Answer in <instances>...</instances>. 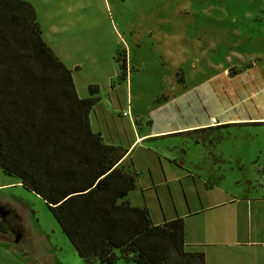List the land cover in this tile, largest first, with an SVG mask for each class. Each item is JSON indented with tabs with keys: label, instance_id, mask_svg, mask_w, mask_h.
I'll use <instances>...</instances> for the list:
<instances>
[{
	"label": "rangeland",
	"instance_id": "1",
	"mask_svg": "<svg viewBox=\"0 0 264 264\" xmlns=\"http://www.w3.org/2000/svg\"><path fill=\"white\" fill-rule=\"evenodd\" d=\"M25 1L34 9L42 40L70 70L79 98L88 96V85H96L109 101L112 83L117 95L130 91L125 105L147 114L152 101H167L171 92H186L199 82L223 104L224 115L215 120H237L181 135L168 148L174 163L164 153L133 150L126 161L138 166V177L145 176L139 182L149 188L142 196L135 189L127 198L132 205L144 204L151 221L184 212L186 188L202 177L228 188L264 185V0ZM124 55L127 87L118 85L125 79L117 75ZM106 132L115 134L110 128ZM150 163L148 175L143 165ZM17 181L0 172V200L8 205L0 206L6 211H0L1 218L10 215L16 227L17 220L27 218L29 228L36 222L43 231H53V240L62 237L71 246L41 198ZM116 264L134 263L118 258Z\"/></svg>",
	"mask_w": 264,
	"mask_h": 264
},
{
	"label": "trees",
	"instance_id": "2",
	"mask_svg": "<svg viewBox=\"0 0 264 264\" xmlns=\"http://www.w3.org/2000/svg\"><path fill=\"white\" fill-rule=\"evenodd\" d=\"M117 66L124 80L125 55ZM87 89L77 97L70 70L40 36L33 7L0 0V172L41 198L85 262L203 264L202 253L183 250L181 218L153 224L146 207L126 199L135 173L119 164L120 148L91 131L88 111L99 95L96 85Z\"/></svg>",
	"mask_w": 264,
	"mask_h": 264
},
{
	"label": "crops",
	"instance_id": "3",
	"mask_svg": "<svg viewBox=\"0 0 264 264\" xmlns=\"http://www.w3.org/2000/svg\"><path fill=\"white\" fill-rule=\"evenodd\" d=\"M128 82L129 79H125L118 85L123 83L127 87ZM115 87L117 85L112 83L109 85L110 93L107 91L106 95H113L108 98L109 101L98 97V101L88 111V123L91 131L98 133L103 143L118 147L124 153L119 164L127 172L130 166L131 171L128 173H135V186L129 193L139 189L142 196L143 191L149 188L146 184H140L139 178L145 176L142 173L138 177V166L131 160L126 161L136 147L150 151L154 156L167 154L174 163L168 148L174 147L181 135L237 121L233 118L215 120V115L223 117V104L213 95L208 96V86L199 82L194 87L191 85L193 89L186 92L181 88L171 92L167 101H152V105L148 104L147 114L137 112L130 103L125 105V99H131L130 91L129 95L123 91L117 95ZM98 106L104 115L99 114ZM219 108L221 110L217 113ZM163 110L168 113L165 114ZM108 128L116 137L107 134ZM124 135L127 136L124 138ZM150 166L151 163L143 165L148 175ZM193 166L194 169L199 168L198 164ZM186 170L187 175L192 174L188 171L191 169ZM185 191L187 207L184 212L176 213L169 219L151 222L159 224L181 218L183 250L202 253L203 264H264V185L234 184L228 188L219 183H207L202 177L199 184H189ZM168 193L171 195L170 191ZM159 196L164 198V194ZM1 205L8 206L0 200ZM136 206L146 207L144 204ZM0 221L6 223L5 229L0 231V264H79V260L84 264L64 238L61 237L60 242L53 240L49 234L53 231H43L36 222L29 228L27 218H24V221L17 220L19 226L16 227L10 215L5 218L0 216Z\"/></svg>",
	"mask_w": 264,
	"mask_h": 264
}]
</instances>
